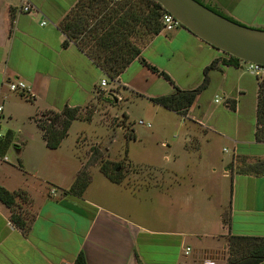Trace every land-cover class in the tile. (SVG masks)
<instances>
[{
  "label": "crops",
  "instance_id": "1",
  "mask_svg": "<svg viewBox=\"0 0 264 264\" xmlns=\"http://www.w3.org/2000/svg\"><path fill=\"white\" fill-rule=\"evenodd\" d=\"M79 1L0 0V132L4 135L0 188L17 195L22 218L25 208L32 211L30 230L24 233L11 222L12 211L0 201V264H74L79 254L87 264H203L207 254L228 251L226 237L264 238V175L241 171L245 163L264 160V143L255 138L262 81L241 66L224 65L225 54L181 27L162 30L142 48L141 58L158 73L135 60L112 83L60 29ZM200 1L240 25L264 30V0ZM27 5L30 11L25 13ZM213 63L209 84L187 115L152 103L171 95L174 86L183 91L198 88L205 69ZM105 80L121 89L125 105H139L149 113L158 123L159 135L174 127L184 133L185 149L196 140L194 152L204 153L192 156L185 151V159L160 172H171L169 182L163 179L159 187L137 192L136 199L121 189L122 199L124 195L137 200L142 193L146 198L152 193L158 196L166 206L159 226L147 227L135 221L130 210L117 211L115 206L110 209L98 203L91 197L95 182L81 196L70 193L82 165L76 158L75 123L56 150L47 147L38 127L37 119L45 112L87 106ZM17 82L26 89L10 91L9 86ZM134 134L133 144L139 141L135 128ZM210 134L232 145V162L221 176L216 174L213 154L204 150ZM66 151L69 156L63 161ZM128 156L134 163L131 151ZM206 162L210 170H202L203 174L194 171L193 176H183L180 171L186 163L191 168ZM108 183L100 181L95 191L115 198ZM112 202L121 205L118 199ZM186 249H190L188 255Z\"/></svg>",
  "mask_w": 264,
  "mask_h": 264
},
{
  "label": "rangeland",
  "instance_id": "2",
  "mask_svg": "<svg viewBox=\"0 0 264 264\" xmlns=\"http://www.w3.org/2000/svg\"><path fill=\"white\" fill-rule=\"evenodd\" d=\"M226 57L229 58L228 56ZM112 83L108 80V87L110 84L112 86ZM120 95L121 89L116 86L109 87L107 90H97L95 98L87 106L79 109L77 119L73 121L75 125L72 134L75 132L78 134L77 143L79 152L76 154V158L82 164L75 180L76 182L79 178L81 181L76 187V192L83 195L89 185L95 182V185L92 187L93 192L91 197L98 203L110 209H113L115 206L117 211L130 210V215L134 216L131 217L135 221L138 220L139 223L147 227H156L161 224L159 220L162 219V216H165L166 211V206L163 205L164 203H162L158 196L155 197L152 193L151 198H146L142 197V193V195L137 196V200H129L127 197L136 199L137 192H142L144 189L150 191L154 186L159 187L163 179H168L167 181L169 182V177H173L170 174L171 172L167 171L162 175L160 172H165V169H169L174 162L178 164L179 161L185 159V151L189 152L192 156L203 155L204 153L201 154L202 151L200 150L201 153L194 152L197 146L196 140L188 143L185 149L183 147L184 133L181 130H176L174 127L159 135L158 131H156L158 123L149 117V113L146 114L143 107L139 105H125ZM127 113H129V117L126 116ZM53 118V114L48 111L42 114L37 119V122L45 128L52 126L55 130L61 132L63 130L61 124L65 118H61L60 121L53 120ZM141 121L145 123L144 126L139 125ZM148 124L150 125L149 128L147 127ZM71 127L72 125L69 131ZM134 128L137 131L139 139L135 144L132 143V140H135ZM153 131L154 135L152 134ZM207 138H209L210 143L208 146H204V150L207 148L206 152L213 154L216 159V174L221 176L232 162V145L226 139H220L213 134H210ZM161 140H166L167 142L163 143ZM168 144L171 146L170 149H168ZM66 150H68L67 145ZM129 151H131L132 157H134V163H132V159L128 156ZM13 154H15L14 151L8 154L11 161L13 160ZM63 155V161L64 159L67 160L69 156L68 151ZM186 164L184 167L180 166L183 176H193L196 172L203 174V171L210 170L207 162L204 165L196 164L195 167L191 168H187ZM247 164L249 163H245L244 166ZM108 177L118 180L120 184L112 183ZM103 180L109 182L110 187L115 190V198L109 194L105 196V194L95 191L100 185L98 183ZM121 189H123L122 194H127V199L124 198V195V200L122 199V196L119 194ZM228 193L229 190L226 188L225 200L227 202L229 200ZM116 199L121 203L120 206L116 205L118 203L112 202L113 200L116 201ZM21 208L17 204L12 214L20 216ZM24 211L27 212L24 219L30 220L32 211H26V208ZM137 215L140 216L136 217ZM228 240L226 237L224 241L227 245ZM197 242L192 241L191 244L197 246ZM226 249H228V246H226ZM229 254V251L225 250L223 252L219 249L217 254H207L206 258L208 260L203 262V264H227L230 258Z\"/></svg>",
  "mask_w": 264,
  "mask_h": 264
},
{
  "label": "trees",
  "instance_id": "3",
  "mask_svg": "<svg viewBox=\"0 0 264 264\" xmlns=\"http://www.w3.org/2000/svg\"><path fill=\"white\" fill-rule=\"evenodd\" d=\"M196 1L224 16L202 1ZM165 14L167 13L153 0H80L60 23V29L111 82H115L135 60H139L144 66L158 73L157 69L141 58V50L163 30L162 18ZM223 64L239 67V61L232 57ZM215 67L216 63H213L205 69L203 82L198 88L183 91L173 85L174 91L171 95L154 99L152 103L179 116L187 115L197 97L207 88L208 74ZM160 75L173 84L165 73ZM78 112L79 109L69 108H65L60 113L50 112L54 116L53 120L60 121L61 118H65L61 124L63 126L61 132L52 126L45 128L37 122L50 150L58 149L62 141L67 138L69 128L77 119ZM255 138L258 143H264V80L260 84L258 96ZM241 171L248 175H264V160L247 164ZM109 179L114 184H120L116 179ZM80 182L78 178L69 192L81 196L76 192ZM16 198V194L0 188V201L12 212L16 208ZM11 222L22 232L28 233L32 219L27 220L12 214ZM224 222L227 223L226 218ZM228 251L230 258L227 264H261L264 262V238L231 237L228 240ZM74 264H87L84 255L79 254ZM138 264L141 263L138 261Z\"/></svg>",
  "mask_w": 264,
  "mask_h": 264
},
{
  "label": "water",
  "instance_id": "4",
  "mask_svg": "<svg viewBox=\"0 0 264 264\" xmlns=\"http://www.w3.org/2000/svg\"><path fill=\"white\" fill-rule=\"evenodd\" d=\"M182 28L228 57L264 67V30L240 25L196 0H153Z\"/></svg>",
  "mask_w": 264,
  "mask_h": 264
},
{
  "label": "built area",
  "instance_id": "5",
  "mask_svg": "<svg viewBox=\"0 0 264 264\" xmlns=\"http://www.w3.org/2000/svg\"><path fill=\"white\" fill-rule=\"evenodd\" d=\"M23 11L25 13H28L30 11V7L27 5L23 8ZM162 24H163V30L167 31H173L176 28H181L179 22H177L171 15L165 14L162 18ZM239 66L245 69V71L253 76H255L258 80L263 81L264 78V67L260 65L255 64H248L245 62L239 61ZM101 89H105L108 87V82L102 81L100 84ZM26 89V86L22 82H17L16 84H11L9 86L10 91H24ZM218 103V100L216 101ZM226 104V103H225ZM227 105V104H226ZM229 107V105H228ZM3 108L0 106V113L2 112ZM140 126H144V123L141 121L139 122ZM147 127L149 128L150 125L148 124ZM4 138V135L0 132V140ZM190 252V249H186L185 255H188Z\"/></svg>",
  "mask_w": 264,
  "mask_h": 264
}]
</instances>
